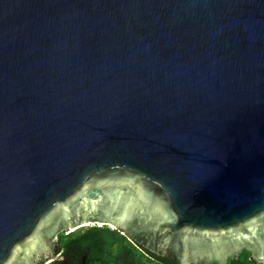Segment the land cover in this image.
I'll use <instances>...</instances> for the list:
<instances>
[{
  "label": "water",
  "instance_id": "water-1",
  "mask_svg": "<svg viewBox=\"0 0 264 264\" xmlns=\"http://www.w3.org/2000/svg\"><path fill=\"white\" fill-rule=\"evenodd\" d=\"M88 226L160 264H264V0H0V264Z\"/></svg>",
  "mask_w": 264,
  "mask_h": 264
},
{
  "label": "trees",
  "instance_id": "trees-1",
  "mask_svg": "<svg viewBox=\"0 0 264 264\" xmlns=\"http://www.w3.org/2000/svg\"><path fill=\"white\" fill-rule=\"evenodd\" d=\"M86 232L96 233L101 242L100 254H98L99 261L93 264H138V253L133 245L127 242L117 231L105 226L83 227L67 235H61L57 245L64 251L68 242L75 241ZM248 257V253L243 252L235 261L239 264H252Z\"/></svg>",
  "mask_w": 264,
  "mask_h": 264
},
{
  "label": "flooded vegetation",
  "instance_id": "flooded-vegetation-1",
  "mask_svg": "<svg viewBox=\"0 0 264 264\" xmlns=\"http://www.w3.org/2000/svg\"><path fill=\"white\" fill-rule=\"evenodd\" d=\"M61 235H63V234H59L58 235V237H57V240H58V243H59V238H60V236ZM124 237V236H123ZM124 239L127 241V242H129V243H131L129 240H127L125 237H124ZM132 244V243H131ZM133 245V244H132ZM133 247L135 248V251L138 253V264H160L159 262H157V261H155V260H153V259H151V258H149L148 256H146L142 251H140L135 245H133ZM57 249L59 250L54 256H53V260L51 261V262H53V261H55V260H57V258L63 253V251H62V249L60 248V246L59 245H57ZM244 252V251H243ZM242 252V253H243ZM247 253V252H246ZM241 255V254H240ZM239 255V256H240ZM249 255V254H248ZM250 257V256H249ZM236 260V259H235ZM51 262H49V263H46V264H50ZM94 262H96V261H93V262H91L90 264H93ZM228 262V261H227ZM227 262H226V264H227Z\"/></svg>",
  "mask_w": 264,
  "mask_h": 264
}]
</instances>
